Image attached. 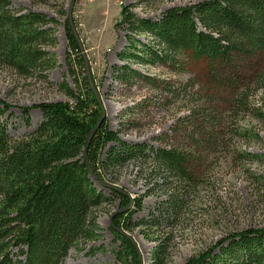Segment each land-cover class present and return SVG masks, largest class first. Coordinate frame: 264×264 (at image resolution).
I'll list each match as a JSON object with an SVG mask.
<instances>
[{"label": "trees", "instance_id": "16d2710c", "mask_svg": "<svg viewBox=\"0 0 264 264\" xmlns=\"http://www.w3.org/2000/svg\"><path fill=\"white\" fill-rule=\"evenodd\" d=\"M36 1L47 4L51 0ZM63 7L59 6L57 13L67 17L65 61L74 88L67 82L59 88L72 103H42L23 109L27 125L30 110H38L42 122L21 139L11 138L6 126L0 124V264H64L71 249L98 240L95 210L112 201L96 187V182L104 186L102 169L114 170L139 157H149L154 169L189 187L194 184H189L188 153L169 148L150 149L146 155L145 146H128L118 138L106 118L87 147L103 108L90 86L73 31L74 19L71 23ZM131 9L123 7L120 13L119 27L126 32L127 42L125 52L119 55L122 62L155 67L178 65L182 57L202 61L206 64L205 102L211 100L214 105L227 96L226 105L233 113L249 109L264 121L263 108L251 106L256 96L264 99V0L204 1L171 8L159 21L138 18ZM58 23L42 13L14 10L11 0H0V69L23 79L48 81V72L57 66L49 49L57 44L54 26ZM114 72L122 84L144 78L128 67ZM0 106V115L11 109L1 100ZM209 109L202 104L189 118L201 142L210 135L207 129L211 130L216 120ZM240 133L251 138L254 132ZM204 144L207 148L219 146L212 140ZM105 188L125 211L112 216L110 230L119 245L115 257L122 264H142L134 243L122 232L133 207L141 208V200L133 201L123 191ZM166 202L171 211L181 209L179 197ZM155 225L138 224L146 228ZM163 254L160 244L151 264H165ZM185 264H264V228L232 233Z\"/></svg>", "mask_w": 264, "mask_h": 264}, {"label": "rangeland", "instance_id": "374dc122", "mask_svg": "<svg viewBox=\"0 0 264 264\" xmlns=\"http://www.w3.org/2000/svg\"><path fill=\"white\" fill-rule=\"evenodd\" d=\"M71 1L51 0L41 4L36 0H11L14 10L42 13L59 22L54 26L57 44L49 49L57 66L48 72V81L23 79L0 69V100L11 106L0 115V124L6 126L13 139L28 136L42 122L41 113L30 110L27 125L23 109L42 103H72L59 88L63 82L74 87L65 61L67 17L57 13L62 5L69 16ZM204 1L210 0H76L72 7L76 34L84 46L91 80L109 129L128 146H145L146 155L150 149L169 148L188 153V175L192 180L189 184L194 183L190 187L154 169L149 157H139L114 170L102 169V184L116 187L133 201L141 200V208L133 207L131 218L126 220L127 229L122 232L132 239L142 264L152 263V254L160 244L165 264H185L232 233L264 228V121L256 118V111L244 109L233 113L226 105L227 96L217 99L214 105L211 100L212 104L205 102L202 98L207 88L203 78L206 64L202 61L182 57L178 65L152 67L119 59L127 47L126 32L119 27L123 7L131 6L138 18L159 21L171 8ZM140 40L148 43L144 37ZM123 67L139 72L144 78L122 84L114 71ZM202 104L216 117L210 125L214 132L207 129L210 135L203 142L189 122L192 111ZM251 106L262 107L264 111V99L256 96ZM235 131L239 134H234ZM247 131L254 132L251 138L242 137L240 132ZM209 140L219 146L207 148L204 143ZM96 185L106 197L112 198L95 210L100 238L71 249L64 264H122L115 257L119 245L110 226L112 216L125 211L120 210L119 201L104 186H98L97 182ZM172 197L181 200L180 210L171 211L167 207L166 201ZM142 221L156 225L139 227ZM16 253L14 250L13 254Z\"/></svg>", "mask_w": 264, "mask_h": 264}, {"label": "water", "instance_id": "95a60500", "mask_svg": "<svg viewBox=\"0 0 264 264\" xmlns=\"http://www.w3.org/2000/svg\"><path fill=\"white\" fill-rule=\"evenodd\" d=\"M75 1L76 0H72L71 1V4H70V6H69V20H70V22L72 23V7L74 6V4H75ZM73 31H74V34H75V36H76V38H77V40H78V43H79V47L81 48V50H82V53H83V57H84V61H85V67H86V73H87V76H88V79H89V82H90V86H91V88H92V90H93V92L95 93V95H96V98H97V100H98V102L100 103V105H101V107L103 108V106H102V102H101V99H100V96H99V94H98V91H97V88H96V86H94L95 84L93 83V81L91 80V73H90V67H89V63H88V61L86 60L87 59V56L85 55V50H84V46H83V44L81 43V40H80V37H79V35L78 34H76L77 32H76V28L73 26ZM103 112V111H102ZM104 118H105V114H104V112H103V115H102V117H101V119H100V122H99V124L98 125H96L97 127H96V129L91 133V135L89 136V139H88V141H87V147H88V145H89V143H90V138H92V136H93V134L96 132V130L99 128V126L102 124V122H103V120H104ZM98 183V182H97ZM102 185H104V187H109V188H116V187H113V186H111V185H106V184H102ZM124 235H126V234H124ZM127 236V235H126ZM128 237V236H127ZM131 239V238H130ZM132 240V239H131Z\"/></svg>", "mask_w": 264, "mask_h": 264}]
</instances>
